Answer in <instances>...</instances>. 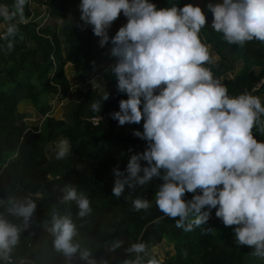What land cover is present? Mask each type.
<instances>
[{"label": "clouds", "instance_id": "clouds-1", "mask_svg": "<svg viewBox=\"0 0 264 264\" xmlns=\"http://www.w3.org/2000/svg\"><path fill=\"white\" fill-rule=\"evenodd\" d=\"M27 5L28 0H14L10 6L0 3V18L8 22L0 39L7 41L8 50L14 47L20 25L27 23ZM207 8L213 14V30L228 44L264 43V0H222ZM79 9L81 30L90 25L100 47L110 39L113 44L116 62L111 71L118 92L126 93L127 99L119 101L112 118L121 126L143 120V131L134 130L133 135L147 141L145 151L132 155L125 170L114 168L112 195L120 198L126 185L143 188L160 179L156 207L175 220L177 228L191 232L207 224L216 209L226 227L236 226L237 245L264 259V141L253 131L264 134V103L247 92L230 96L206 66L214 60L200 37L207 24L203 8L188 3L158 9L151 0H81ZM121 13L127 23L110 37L109 29ZM108 99L106 93L102 103ZM102 103L93 101L90 110L99 113ZM70 151L67 140L59 141L56 159L63 160ZM62 191L60 202L75 203L77 219L92 213L90 199L75 186L65 185ZM188 193L193 194L191 199H185ZM151 206L144 198L132 201L136 212ZM0 207L17 221L0 213V262L15 264L13 252L32 224L37 203L30 196L9 195L0 198ZM43 224L53 237V250L69 264L77 253L88 264H97L93 249L77 239L71 214L61 215L53 208ZM210 231L211 227L204 230ZM124 243L115 239L107 247L115 250ZM146 251L143 242L129 244L130 255L123 264H143ZM147 264L160 262L151 258Z\"/></svg>", "mask_w": 264, "mask_h": 264}, {"label": "trees", "instance_id": "trees-1", "mask_svg": "<svg viewBox=\"0 0 264 264\" xmlns=\"http://www.w3.org/2000/svg\"><path fill=\"white\" fill-rule=\"evenodd\" d=\"M53 8L65 11L70 7L73 11L79 8L81 0H52ZM157 8L171 7L173 4L183 7L185 0H152ZM209 3H221L222 0H205ZM14 0H0L9 6ZM29 2V0H28ZM31 14L29 3L25 8V17ZM207 21L213 18L209 11ZM127 18L120 17L109 29V36L116 34ZM74 32H66L69 50L66 55L62 40L49 27L37 31L29 29V39L36 47L27 46V36L20 28L14 40V47L8 50L7 41L0 39V198L9 195L17 198L30 196L37 203L32 224L21 236L19 246L13 252L15 264H69V261L52 248L53 237L44 227L43 222L50 219L55 208L61 215L71 214L76 223L82 246L93 249V258L97 264H104L102 252L105 246L115 239H122L123 246L113 250L115 259L111 264H123L129 258L126 252L129 244L143 242L147 251L143 255V264L156 258L160 264H264V259L251 255L252 249L238 246L235 241V225L226 227L212 209L207 224L185 232L177 228L175 220L166 217L155 204V192L160 179L135 189L125 186L120 198L112 195L116 176L114 168L125 170L130 157L143 153L147 141L131 136L114 133L119 124L111 113L119 111V101L127 99L126 93L115 89L100 92L91 89L72 109V123L68 124L49 114L47 98L57 92L64 95L71 91V83L66 75V64H75L83 60L93 59L109 43L100 47L99 39L93 34L92 26L81 30L79 25ZM26 28V26H25ZM1 36V35H0ZM202 42H209L219 54L223 55L226 48L232 47L243 60L244 65L237 74L229 79L223 76L230 69L224 61L206 65L215 78L227 87L230 96L250 93L258 96L264 91V43L253 40L243 47L228 44L222 33H216L207 24L201 30ZM110 64L116 62L111 52L105 58ZM114 74V73H113ZM115 76V75H114ZM114 80L117 83V78ZM108 93L109 99L102 103V97ZM24 101L33 102L45 116L39 128H32L26 121L27 115L19 106ZM93 101H101L99 113L90 110ZM100 116L98 124L91 121L92 117ZM143 131V121L138 124ZM260 140L264 134L253 130ZM68 139L70 154L63 160L49 159L45 147L58 137ZM142 166L147 162L141 160ZM126 174V173H125ZM51 176V179H49ZM73 185L78 192H83L91 201L92 213L79 220L75 203L62 204L63 187ZM188 193L185 199H191ZM137 197L150 201L148 210L136 212L132 209V201ZM0 213L11 222L16 218L0 207ZM212 228L210 232L205 229ZM164 240L173 244L175 253L162 259L153 252V248ZM134 258V257H133ZM2 264V262H0ZM70 264H88L81 260L77 253Z\"/></svg>", "mask_w": 264, "mask_h": 264}, {"label": "rangeland", "instance_id": "rangeland-1", "mask_svg": "<svg viewBox=\"0 0 264 264\" xmlns=\"http://www.w3.org/2000/svg\"><path fill=\"white\" fill-rule=\"evenodd\" d=\"M29 8L31 14L25 17L27 23L20 25L23 29V33L27 36V46L36 47V44L32 39H29L28 30L35 29L37 31L44 27H49L55 30L60 40H62L65 55L69 50L70 42L68 36L64 34L66 32H74L75 26L82 23L80 20V9L73 11L68 7L65 11L55 10L53 8L52 0H29ZM192 3L193 5H199L203 8L205 14L209 12L207 3L205 0H185V4ZM213 18L207 21V25L212 28ZM8 22L0 18V35L2 36L6 30ZM26 26V28H25ZM209 46L213 56V63L224 61L229 64L230 69L223 76L224 79L234 77L237 72L242 69L244 62L232 49V47L226 48L222 54H219L215 47L209 42H204ZM113 44H109L103 48L93 59L83 60L79 64H75L72 61H68L66 64V75L71 83V91L69 94L64 95L63 92H57L51 94L47 98V103L50 107L49 114L57 119L63 120L68 124L72 123V109L75 103L80 101L91 89H98L100 92L110 91L117 86L114 80L115 76L111 71L112 65L105 58L111 52ZM262 103H264V91L258 95ZM21 112H25L27 115L26 121L32 128H39L45 116L38 110L33 102L24 101L19 106ZM143 121V120H142ZM140 130L138 124H125L123 126L117 125L114 129V133H119L123 136L133 135L134 130ZM61 140L68 139L64 136L58 137L55 141L50 142L45 147V154L49 159L56 160V146ZM264 141V136L260 139ZM69 142V141H68ZM51 179V176H49ZM153 252L164 259L168 255L175 253L173 244L164 240L162 243L156 245L153 248ZM102 261L105 264H111L115 259L113 250H110L107 246L104 247L102 252Z\"/></svg>", "mask_w": 264, "mask_h": 264}, {"label": "built area", "instance_id": "built-area-1", "mask_svg": "<svg viewBox=\"0 0 264 264\" xmlns=\"http://www.w3.org/2000/svg\"><path fill=\"white\" fill-rule=\"evenodd\" d=\"M151 2H153V1L151 0ZM100 120H101V117H100V116H95V117H92V118H91V121H92L94 124H98V123L100 122Z\"/></svg>", "mask_w": 264, "mask_h": 264}]
</instances>
